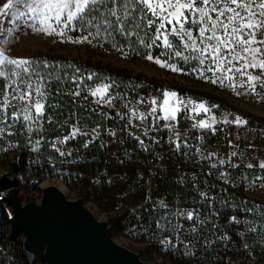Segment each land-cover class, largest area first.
Listing matches in <instances>:
<instances>
[{"label":"built area","instance_id":"built-area-1","mask_svg":"<svg viewBox=\"0 0 264 264\" xmlns=\"http://www.w3.org/2000/svg\"><path fill=\"white\" fill-rule=\"evenodd\" d=\"M110 85L104 99L112 97L111 106L103 100L90 103L85 97L76 96L90 106L96 119L82 122L77 116L67 132L62 130L49 137L44 149L42 141L30 138L37 129L42 130V121L32 124L36 128L33 131L28 130L29 122H18L5 137L14 139L22 152L53 169L45 184L65 183L63 177L69 176L77 197L94 204L99 199L113 230L135 233L133 239L122 236L129 244L151 249L165 247L181 254L195 248L237 246L241 259V253L248 257L249 252L260 258L258 249L251 248L248 234H242L251 232L248 215L254 212L239 210V203L252 200L264 204V179H256L264 176V169L259 168V163L264 162V119L243 115L232 103L215 99L205 104L209 111L199 115L182 107L175 129L170 130L163 127V119L157 122L156 117L162 116L158 109L155 116L144 121L137 118L157 107L151 101H158V85L136 79L117 80ZM192 107L195 106H188ZM236 117L247 123H234ZM49 118L55 120L54 115ZM211 118L216 121L212 128H193L201 119L210 123ZM73 126L86 135L77 134L61 143L70 136ZM16 136H24L27 142L19 143ZM22 157V153L17 155L18 168ZM220 160L225 163L219 164ZM248 164L254 167L248 168ZM8 179L17 188L18 179L12 175ZM7 189L8 185L1 182L0 204L12 217ZM111 189L117 190L116 194ZM136 191L142 193L132 208L134 204L128 205L127 200H134ZM112 197L118 199L115 207L109 204ZM161 202L166 207H161ZM187 212H193L198 219L190 221L181 215ZM232 231L241 234L236 238Z\"/></svg>","mask_w":264,"mask_h":264},{"label":"snow or ice","instance_id":"snow-or-ice-1","mask_svg":"<svg viewBox=\"0 0 264 264\" xmlns=\"http://www.w3.org/2000/svg\"><path fill=\"white\" fill-rule=\"evenodd\" d=\"M21 5L24 6V10L19 9ZM9 14L13 15L14 22L24 21L37 33L64 37L69 42L77 44L91 43L89 36L99 37L102 33L109 37L113 33H119L126 39L135 36L146 48L162 45L164 48L162 55H174L185 62L196 60L200 65H204L206 60L210 61L215 67L209 66L207 71H212L214 76L215 72H221L220 76L211 79L214 84L219 81L223 85L225 80H232L239 74L247 77L241 86L246 84L252 91L256 90L257 84L264 87V0H7L0 8V15ZM89 29L95 31H88ZM152 29L154 35L149 36L148 32ZM73 31H87V35L72 39L68 33ZM11 34V28L6 30V34L0 32V36L3 37L0 39V81L3 82L0 84V136L18 122L37 124L44 117L50 94L47 75L51 74L42 75L38 70L41 65L44 69L50 67L49 63L9 57L2 45L10 43L8 36ZM144 37H148L150 42H146ZM158 41L161 42L159 45ZM146 59L154 61L160 67H168L174 72L181 70L167 61L154 59L151 54H148ZM249 69H258L260 74L253 75ZM229 73L232 75H228ZM93 75L95 74L89 75L88 79L91 80ZM200 76L206 79L203 72ZM76 79L79 78L73 77V81ZM109 87L111 85H104L103 88L92 90V96L100 97L97 103L103 100L111 106L113 98L104 99L108 95ZM70 94L79 96L80 91ZM163 95L162 102L153 99L151 103L157 105L163 112L162 116L156 117L157 122L163 119L166 121L163 127L170 130L176 127L181 106L185 110L196 112L197 115L201 111H209L204 103L189 109L188 105L194 102L185 101L176 92L166 90ZM169 98H176V102L171 103ZM156 113V106L146 115L142 113L137 116V113L132 111V115L141 121L146 120L148 116H155ZM49 123L52 121L49 120ZM214 123L215 118H211L210 123L201 119L193 124V128L210 129ZM225 123L230 121L225 120ZM234 123L241 125L247 121L236 117ZM28 130L31 131V128ZM77 134L86 135L73 126L70 136L64 137L61 143L75 138ZM175 135L179 136V133ZM137 139L139 140V137ZM139 142L143 146L144 142L142 140ZM176 148H180L179 143L176 144ZM213 155L215 154H209L207 158L211 159ZM232 155L235 156L236 153ZM224 163L223 160L219 161L221 165ZM212 167L216 165L213 164ZM247 167L254 166L248 164ZM259 168L264 169V162L259 163ZM256 179L262 180L264 176ZM261 187H264V184ZM201 196L206 197V194L201 193ZM161 207L166 205L161 202ZM181 215L190 221L198 219L193 212ZM231 219L238 222L235 217Z\"/></svg>","mask_w":264,"mask_h":264},{"label":"rangeland","instance_id":"rangeland-1","mask_svg":"<svg viewBox=\"0 0 264 264\" xmlns=\"http://www.w3.org/2000/svg\"><path fill=\"white\" fill-rule=\"evenodd\" d=\"M6 2L7 0H0V8ZM19 9L24 10V6H19ZM9 28L12 29V34L8 36L10 43L2 45L9 57L31 60L36 57H46L47 60L57 62L58 66L68 69V73L71 76L70 86L67 85L65 93L70 94L74 91H80L78 97H85L90 103H97V100L100 99L99 95H91L92 90L95 88H103L104 85H110L112 82L126 77L129 80L148 81L149 83L158 85L160 87L158 102L163 101V93L167 90L169 92H176L185 101L194 102V104H189L188 106H195L200 103L207 104V102L218 99L232 103L243 115L256 119H264V87L257 84L256 90L252 91L246 84L241 86L247 77L239 74H236L232 80H225L223 85L219 81L214 84L211 82V79L220 76L221 72H215L214 76L212 71H207L209 66L215 67L211 65L210 61L206 60L204 65H200L196 60L185 62L183 59L175 57L174 55H152L154 59L158 58L162 62L167 61L169 64H174L177 68L181 69L180 71L174 72L168 67H160L154 61L147 60V55L134 56L125 50H103L97 47H88L85 43H72L64 37L37 33L24 21L14 22L12 14L7 16L0 15V32H5L6 34V30ZM68 36L76 39L71 32L68 33ZM0 39H3V37L0 36ZM61 40H64V42H61ZM185 55H187V51H185ZM69 65H73L74 67H69ZM248 71L252 72L253 75L260 74L258 69H249ZM201 72H203L206 79L201 78ZM92 74L95 75L89 80L88 76ZM228 75L232 74L229 73ZM73 77H78L79 79L73 81ZM169 99L173 104L176 102V98ZM157 109L163 115V112L158 106ZM10 112L11 109L9 110V114ZM40 121H43V118ZM29 125L32 131L36 129L32 126V123L29 122ZM11 133V129H6L4 134L0 136V178L3 176L8 178L9 175H12L18 179L17 188L24 203L30 200L40 202L42 196L41 187L57 184L44 183L45 178L49 176V172L46 171L48 164H44L35 158H33L35 160L33 162L38 165V168L33 167L32 170H28L25 173L22 170L16 171L10 168V163L15 160L17 161L19 158V156L17 158V155L21 153L27 162L32 161V159H29V154L21 151L14 139L5 137ZM30 138L32 140L37 139L43 141V131L37 129L30 135ZM35 147H38V145ZM19 164H22V162H19ZM63 180L71 189L69 191L66 187L68 189L67 196L73 199L78 198L71 177H63ZM116 192L117 190L111 189L112 194H116ZM141 193V191L134 192L135 199L127 200V204H134L132 206L133 208L137 204V199L141 196ZM95 202L96 204L84 200L85 205L92 210L97 218L106 220L107 217L101 210L102 202L99 199L95 200ZM117 203L118 199L116 197H112L109 201L112 207H115ZM7 210L0 204V264H30L24 253V234L13 230ZM248 216L253 217L252 212ZM13 232H16V234L13 235ZM134 234L132 232L120 233L116 229L113 230V237L117 242L138 252L144 260L152 261L156 264H184L183 262L185 261L180 258L181 253H177L174 249L165 247L155 249L138 247L129 244L123 238L133 239ZM242 234H248L251 248H254L255 243L264 244L263 236H257L258 241H254L253 232ZM251 248L250 251H252ZM257 249L260 258H254L255 255L252 254L251 256V252H249L248 257L241 253V260L243 261L241 264H264V251L261 248ZM35 264L42 263L37 260Z\"/></svg>","mask_w":264,"mask_h":264},{"label":"water","instance_id":"water-1","mask_svg":"<svg viewBox=\"0 0 264 264\" xmlns=\"http://www.w3.org/2000/svg\"><path fill=\"white\" fill-rule=\"evenodd\" d=\"M1 182L8 185L10 223L24 234L30 264H156L117 242L110 222L97 218L82 197L69 198L50 184L43 187L40 202L24 203L6 176Z\"/></svg>","mask_w":264,"mask_h":264},{"label":"trees","instance_id":"trees-1","mask_svg":"<svg viewBox=\"0 0 264 264\" xmlns=\"http://www.w3.org/2000/svg\"><path fill=\"white\" fill-rule=\"evenodd\" d=\"M88 31H95V29H89ZM71 34L77 39L84 35H87V31H73ZM143 36V33H141ZM149 36L154 35V29L149 30ZM146 42H150L148 37H144ZM89 40L91 43L84 42L88 47H97L103 50H111L116 51L118 49L125 50L131 53L134 56L139 55H148L151 54L153 56L161 55L164 52L163 46H153L152 48H146L140 44L139 39L135 36H132L131 39H126L121 36L119 33H113L111 37L107 36L106 33H102L99 37L89 36ZM161 42L158 41L159 45ZM115 45V47L113 46ZM33 60L36 61H47L50 67L44 69L42 65L38 70L41 71L42 75H47V80L49 82L48 92L50 93L47 102L45 113L42 121V131L44 135V139L42 141L41 149H44L46 146L47 139L52 137L62 130L66 132L69 130V124L74 122L77 116H80L81 121H93L96 119V115L90 111L88 105H85L84 101L77 98L76 96L70 95L69 93H65L67 85L70 86L69 82L71 80V76L68 73L69 70L63 67L58 66V63L52 60H47L46 57H36ZM59 77L57 80L56 78ZM134 79L122 77L118 81L129 82ZM3 82L0 81V84ZM57 89H61V91H57ZM88 108V110L86 109ZM50 115L55 116V120L50 119ZM49 120L52 123H49ZM15 138V137H13ZM19 143H25V137L16 138ZM49 152V149H45ZM32 159L31 162H27L22 157V164H20V168H18L17 161H12L10 163V168L13 170L20 171L22 170L25 173L28 170H32L33 167L38 168V165L34 163L33 158L39 160L37 157L33 155H29ZM46 164V163H44ZM46 171L49 172V175L53 174V169L49 166L46 168ZM258 205V206H257ZM251 209L254 213L253 217L249 216V220L251 221V229H255L253 232L254 241H258L257 236L264 237V204H257L252 200H244L239 203V210ZM242 211V212H243ZM251 214V213H250ZM16 232H13L15 235ZM234 237L238 238V235L241 234L239 231H232ZM255 248H261L264 251L263 243H255ZM183 259L184 264H241V255L239 253V249L237 246L232 247H207V248H195L192 252L183 253L180 255Z\"/></svg>","mask_w":264,"mask_h":264},{"label":"bare ground","instance_id":"bare-ground-1","mask_svg":"<svg viewBox=\"0 0 264 264\" xmlns=\"http://www.w3.org/2000/svg\"><path fill=\"white\" fill-rule=\"evenodd\" d=\"M63 183V184H62ZM57 185H58V187L60 188V189H62L63 191H64V193L67 195V192H68V186L64 183V182H62V181H59V182H57L56 183ZM68 189H67V188Z\"/></svg>","mask_w":264,"mask_h":264}]
</instances>
